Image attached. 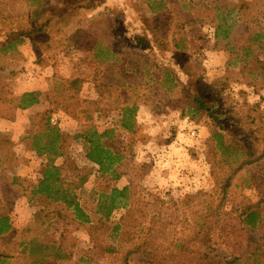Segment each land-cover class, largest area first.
I'll list each match as a JSON object with an SVG mask.
<instances>
[{"label":"rangeland","instance_id":"1","mask_svg":"<svg viewBox=\"0 0 264 264\" xmlns=\"http://www.w3.org/2000/svg\"><path fill=\"white\" fill-rule=\"evenodd\" d=\"M263 62L264 0H0V218L12 223L0 251L30 264L26 245L69 230L76 248L60 264H264L263 231L243 222L248 208L264 214ZM32 92L39 103L18 109ZM127 108L134 132L121 128ZM48 127L62 157L33 149ZM87 130H116L104 139L124 157L115 173L87 158ZM48 166L92 224L63 218L75 217L65 196L33 195ZM125 188L120 239L91 231L101 194ZM112 242L115 254L96 248Z\"/></svg>","mask_w":264,"mask_h":264},{"label":"trees","instance_id":"2","mask_svg":"<svg viewBox=\"0 0 264 264\" xmlns=\"http://www.w3.org/2000/svg\"><path fill=\"white\" fill-rule=\"evenodd\" d=\"M31 34H35L34 31L27 32V36H31ZM217 34V33H216ZM219 36V34L216 35ZM25 42V41H23ZM264 63V62H263ZM262 64V63H261ZM74 87H78L81 83L80 80H76L73 83H71ZM40 93L32 92L28 93L22 96L20 99L18 109L21 110H27L36 104L39 103L38 96ZM193 106H196L199 108L200 113H205L208 117L213 116L211 110L206 105L205 101L200 98H195L192 101ZM124 118L121 121V128L125 131L134 132L136 129V119L135 115L137 113V109H130L127 108L124 110ZM130 114L129 116H127ZM213 118V117H212ZM50 124V121H49ZM48 136H45L43 134H38L33 137V149L34 151L40 156H55V157H62L64 153L65 146L63 144V138L61 135H59L56 131V128H49L47 130ZM116 130L110 131L107 130L104 133L100 134L96 131L87 130L82 135L78 136V138L84 139V144L87 149V158L95 165H97L100 168V171L102 175L113 174L115 173V166L121 162V160L124 159V157L121 155V153L116 152L114 153L110 147L108 146V143L104 142V139L107 135H111L112 133H115ZM43 139H46V142L43 143ZM82 182H85L83 180ZM222 185V187H221ZM220 187L222 188L223 193H227L230 184L222 183ZM71 190L74 191V189L69 188V190H65L64 186H62V180L60 177V171L57 167L48 166L46 169H44V173L42 176V179L39 180V183L37 184V187L35 191L33 192V195L36 197L45 198L47 200L52 201L53 203H59V201L62 199L61 197L65 196L68 200V202L65 201L64 197L62 200L66 202V207L70 211L73 207V213L75 214V217H72L70 215H67V217H63L65 219L71 220V223H77L81 225H90L92 224V220L87 216V213L85 210L81 207V205L78 202V198L76 199L75 196H71ZM131 189L125 188L123 190L118 189H112L110 192L102 193L100 196V201L97 206L95 214L98 217V224L91 228V231L94 233L99 232L98 230L103 229L104 227L109 226L110 227V234L109 238L111 239L112 234H117L119 239L121 236L120 231L122 230V224L119 223L112 227L111 225V216L113 213L121 208H128L129 206V200H131ZM64 209V207H63ZM65 208V210H67ZM135 209H131L126 216V218L123 219L125 222L126 220H129V218L134 217ZM138 221H132L127 226H124V228H127V233H131V228H135ZM243 222L245 225L250 226L252 228H261L263 231V238L261 245H258V251L261 253L264 251V214L261 215L260 211H255L252 208H248L243 213ZM49 228L46 232H50L52 228L59 227L55 224L49 223ZM12 228L11 219L9 216H3L0 218V238L6 234L10 229ZM71 232L68 230L66 232L61 231V235L59 239H51L49 237V242H46L45 244L38 240L41 239L40 237H36L31 243L26 245L23 256L26 257L28 260H30V264H60L63 261H68L73 256V250L76 248V242L74 243V240L70 237ZM124 239L122 240V242ZM113 243V242H112ZM96 248L104 251L108 254H115L117 253L114 243L113 246L111 245H99L96 243ZM44 250L49 251L48 255H44ZM128 255H131L134 253L132 249L127 250ZM234 263H237L235 261ZM0 264H11L7 257L4 256V253L0 251ZM128 264V263H127ZM230 264V263H226Z\"/></svg>","mask_w":264,"mask_h":264}]
</instances>
